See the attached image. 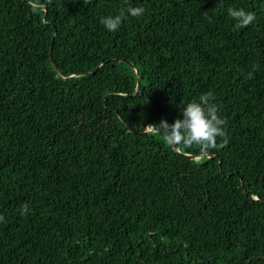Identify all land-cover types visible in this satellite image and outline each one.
Returning a JSON list of instances; mask_svg holds the SVG:
<instances>
[{
    "label": "trees",
    "instance_id": "trees-1",
    "mask_svg": "<svg viewBox=\"0 0 264 264\" xmlns=\"http://www.w3.org/2000/svg\"><path fill=\"white\" fill-rule=\"evenodd\" d=\"M207 92L226 145L143 133ZM0 215V264H264V0H0Z\"/></svg>",
    "mask_w": 264,
    "mask_h": 264
},
{
    "label": "clouds",
    "instance_id": "clouds-1",
    "mask_svg": "<svg viewBox=\"0 0 264 264\" xmlns=\"http://www.w3.org/2000/svg\"><path fill=\"white\" fill-rule=\"evenodd\" d=\"M127 15L140 17L144 14L143 7L128 6ZM227 14L235 21L237 28H245L255 21L254 12L245 11L243 8L229 7ZM125 19L123 14L108 15L101 18L100 23L108 32L119 30ZM257 66L253 65V70ZM252 77V72L247 78ZM215 97L211 92L203 93L197 100L182 103L179 107V117L172 123L160 120L159 123L149 124L145 130L159 135L169 146L189 148L197 146L202 155H208L211 149L217 147V137L222 139L220 146L227 144L226 133L223 125L226 121L219 115V107L213 103ZM29 211L27 204L20 206V214L25 215ZM0 222H6L0 215Z\"/></svg>",
    "mask_w": 264,
    "mask_h": 264
},
{
    "label": "water",
    "instance_id": "water-1",
    "mask_svg": "<svg viewBox=\"0 0 264 264\" xmlns=\"http://www.w3.org/2000/svg\"><path fill=\"white\" fill-rule=\"evenodd\" d=\"M51 65H52V68H53V70L55 71V73L57 74V76L58 77H60V78H62L59 74H58V72H57V68H56V66L54 65V62H53V60H52V58H51ZM130 65V64H129ZM132 68H134L132 65H130ZM134 71H135V73H136V75H137V85H136V91H138L139 90V88H140V84H139V82H140V79H139V75H138V71L136 70V69H134ZM146 132H149V131H145V132H143V133H146ZM173 148V150L174 151H177L178 152V150H177V147H172ZM185 157H188V158H190V159H193L194 157H191V156H189V155H184Z\"/></svg>",
    "mask_w": 264,
    "mask_h": 264
}]
</instances>
